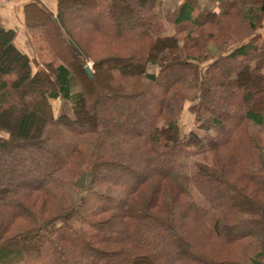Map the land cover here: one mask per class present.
I'll return each instance as SVG.
<instances>
[{
  "label": "trees",
  "instance_id": "trees-1",
  "mask_svg": "<svg viewBox=\"0 0 264 264\" xmlns=\"http://www.w3.org/2000/svg\"><path fill=\"white\" fill-rule=\"evenodd\" d=\"M133 1L135 8L123 0H56L53 12L30 0L27 15L32 12L35 27L63 61L53 69L51 62L35 69L0 16V116L21 111L25 119L18 136L0 124V151L55 148L48 150L55 165L42 180L33 175L36 160L27 165L11 155L6 169H22L15 172L22 178L0 190L6 215L0 264H80L73 259L81 258V264H115L125 253L130 258L124 264H164L166 256H154L141 239L154 232L189 253L190 264H264V0H208L202 6L184 0L164 17L157 13L162 0ZM121 12L131 16L129 37L117 23ZM225 27L248 34L209 54V35L217 39ZM136 58V70L123 72L124 61ZM105 63L113 78L99 85ZM155 92L159 100L142 138L137 126H110L97 107L89 110L98 95L125 106ZM58 99L70 104L71 114L54 116L51 100ZM238 99V118L230 126ZM185 110L195 115L189 135L179 123ZM66 141L71 148L62 155ZM197 155L203 159L194 162V173L185 172ZM163 159L167 165L160 169ZM141 161L153 164L145 174L138 171ZM215 185L229 192L227 199ZM192 186L208 207L192 199ZM35 191L48 202L61 196L62 205L52 203L60 214L38 218L26 203ZM14 218L25 225L11 234ZM183 219L197 239L182 234L176 222ZM115 225L117 237L108 232Z\"/></svg>",
  "mask_w": 264,
  "mask_h": 264
},
{
  "label": "rangeland",
  "instance_id": "rangeland-1",
  "mask_svg": "<svg viewBox=\"0 0 264 264\" xmlns=\"http://www.w3.org/2000/svg\"><path fill=\"white\" fill-rule=\"evenodd\" d=\"M30 0H0V5H7L10 4L9 6L13 7V10L17 13L18 17L20 19H22V21L25 23V26L29 29V32H27L28 34V41L30 43V46L28 45V52L27 55L32 58L35 62V69H42L43 67L46 66V64H53L54 66L52 67V69L54 67H56V65L62 63L63 61L61 59H59L55 53L54 50L51 49V47L48 44V41L44 38L43 33H41V30L38 27H35L37 24V22L35 21V19H33V15L32 12L30 13V15H27V8L25 7L26 4L29 2ZM42 5H44L46 8H48L49 10L55 12L57 9V6H54L52 3L56 4V0H40ZM163 2L160 4V6L158 7V11L157 13L159 15H161L162 17H164V13L167 12H172L174 9H176V7L181 4L184 0H162ZM207 0H200L201 6L204 5L206 3ZM124 3H129L131 4L134 8L136 7V3L133 0H123ZM29 13V12H28ZM130 15H125V13L121 12L120 15V19L118 23V26L121 25V28H123L122 31H124L123 33L126 34V37H129L131 35L134 34L133 28L130 27ZM166 20V19H165ZM235 20V18H234ZM237 20V19H236ZM116 23V25H117ZM227 29V30H226ZM229 30L228 27H225V29L223 30L222 36L221 37H217V39L215 37H212L209 35L208 39H207V47L206 49H210V52L208 50V53L210 54H216L217 49H219L220 47H222L223 49H226L228 47L231 46V44L233 43H237L238 40H241L242 38H244L247 34H248V30L247 29H237L234 32L227 33ZM230 31V30H229ZM72 32L75 33V36L78 35L79 32H75V30H73ZM263 32H264V28H263ZM228 34V37L225 38L224 36ZM180 38V37H178ZM181 43V42H180ZM100 50V48H98ZM116 55V54H114ZM118 55H120V53H118ZM122 57H129V56H125L122 55ZM61 57V56H60ZM202 58H204V61L206 60L205 57V53H202ZM139 58L137 59H132L131 61H124V69L123 72L125 73H132V71L136 70L135 66L137 65ZM205 63V62H204ZM93 66V61H89V69H90V75L91 74V68ZM111 67V63L108 64H103L102 67L99 69V78H98V84L102 85L104 84L105 81H103L106 78H113V74H111L109 67ZM88 71V70H87ZM122 71V69H121ZM52 74V73H51ZM136 77V76H134ZM117 78V77H116ZM119 78V77H118ZM117 78V80H118ZM108 79V80H109ZM136 81V80H135ZM134 81V82H135ZM93 85V86H92ZM91 87L94 88L95 85L91 83ZM103 87V86H102ZM90 94V93H89ZM224 93H221L219 95V97L221 95H223ZM195 95V93H194ZM159 100V92L158 93H154L152 94V96L148 97L147 100H139L136 101V104H126L125 106L123 104L119 105H114V102H109L106 97H102V95H98L96 98V102L91 103L89 106V110H92L94 107H97V110L99 111V117H101V119L103 121L106 120V123L110 126H116L119 127L120 125H125L128 127H134L137 126L138 127V131L140 132V137H144L146 136L145 134L148 132V128L151 122V113H153V109H155L157 103ZM240 99H238L236 101L235 105V117L233 122L230 124V126L234 123V121H236V119L238 118V106H239V101ZM51 104L53 105V114L55 117L59 116L60 114H62L63 112L66 113H72V108L70 106V104H67L65 102L62 101V99H58V100H51ZM233 106V105H231ZM46 110L44 112V114H46ZM47 115V114H46ZM93 119V118H92ZM24 119V116L22 114L21 111H4L3 114H1L0 116V124L2 127H6L8 129H10L12 132H14L16 134V136H18V131L20 128V125L22 124ZM38 123V120L36 118L33 119V122L31 123V128H33V126ZM180 126H181V131L182 134H186L189 135L191 133V131L194 130V125H195V115L188 110H185L183 112V117L180 120ZM28 125H30V123H27ZM6 132V131H5ZM3 133V132H2ZM8 133V132H6ZM9 134V133H8ZM35 137V136H34ZM33 137V138H34ZM71 141H66L65 143L60 144V147H64L63 148V153L62 155H64V153H66L67 151H69V149L71 148ZM46 148V150H45ZM44 149H34V150H30L28 148H23L18 150L17 152L12 150V153L14 152V159H16L17 161L21 160H27V162L25 164L28 165L29 161L32 162V160H36V162H38V166L34 168V173L33 175H38L40 176V179L42 180L43 176H41L43 173L47 172V170L51 167H53L55 165L54 160L52 159V156H50V151L48 153V150L50 148H54V145L50 144L47 147L45 146ZM125 154H129L128 153V149H125V151H123ZM12 153H5L0 151V190L1 188H3L4 186L7 185V183H13V182H18L21 180L22 177L20 176H15V174H19L22 172V169L18 170V171H7V166L10 164L9 162L13 161V158L11 157ZM203 159L202 156H192L191 159H189V161L187 162V166L184 169L185 172L192 174L195 171V167H194V162L197 161H201ZM140 162V160H139ZM164 163V164H163ZM167 162H165V160L163 159L162 161H159L158 164H160L162 167L160 169H165V166ZM150 165L153 164H149V166H146L145 164L139 163L138 166V171L142 174H145L149 171ZM25 168V167H24ZM5 170V171H4ZM5 173H4V172ZM16 172V173H15ZM14 173V174H13ZM25 178V177H24ZM28 178V177H27ZM215 191L218 190V195L220 196V198L222 199H227V196L229 194V192L226 191H222L219 189L218 185H215ZM191 192H192V199L195 200L196 202H198L200 205L208 207L209 205V201L205 200L203 198V196L198 192L197 188L195 186L191 187ZM1 193V192H0ZM33 194H31L30 197L26 198V203L28 205H30L32 207V209L34 210L33 213H37L38 214V218L40 219H48L50 217H55L58 216L60 214L57 213L55 214L53 212V210L56 207H53V205L55 206L56 204L62 205L61 204V196H57L56 199H51L50 198V202L47 201V199L44 197V194L39 192V191H35L32 192ZM217 195V196H218ZM218 196V197H219ZM21 202V201H20ZM53 203V205H52ZM58 207V206H57ZM180 211V208L178 209V212ZM3 211L0 210V221L5 220L6 219V215H4ZM99 218H108L106 217V215L99 217ZM14 222L16 223L15 226L12 227V230L10 231L11 234H15V232H17L19 229V226L25 225V222H23V220L18 219V218H14L13 219ZM6 221V220H5ZM178 225L181 224L182 227V234L185 232L188 235H191V239H197L198 236L197 235H193L192 234V228H191V223H189L188 220H177L176 222ZM5 224V223H4ZM259 226H264V221H260V225ZM114 228L112 230H108V232H110V235L112 236H119L121 233L118 232L117 230L120 229L119 225H115L113 226ZM123 228V227H122ZM108 232H106L108 234ZM238 230L236 231L237 234ZM191 233V234H190ZM159 237L162 239L160 240ZM136 239L140 240V237H137ZM135 239V240H136ZM141 239L144 241V246L147 247L148 250L151 251V253H153L154 256H166L165 258H161L162 260H160V262L164 263V264H182L183 262H186V264H190L191 261H189V253L187 254V252L179 247V246H175L172 245V243L169 241V236L166 234H161V232L151 234L148 235L146 233H144L141 236ZM162 241L158 242L157 247H153L154 245V241ZM147 245H150V247H148ZM179 245V244H178ZM130 255H128V253L123 254V256L116 258L115 259V264H124L127 261H129ZM83 259H79V260H74V262H79L80 264L84 261H82Z\"/></svg>",
  "mask_w": 264,
  "mask_h": 264
},
{
  "label": "crops",
  "instance_id": "crops-1",
  "mask_svg": "<svg viewBox=\"0 0 264 264\" xmlns=\"http://www.w3.org/2000/svg\"><path fill=\"white\" fill-rule=\"evenodd\" d=\"M207 2L208 0L206 1V3ZM52 4L54 6H57V4L55 3ZM9 5L10 4L0 5L1 19L3 20L7 28L15 30L17 35L14 43L17 48L27 54L29 50L28 45L30 46L27 34V32H29V29L25 26V23L22 21V19L18 17L17 13L13 10V7Z\"/></svg>",
  "mask_w": 264,
  "mask_h": 264
},
{
  "label": "water",
  "instance_id": "water-1",
  "mask_svg": "<svg viewBox=\"0 0 264 264\" xmlns=\"http://www.w3.org/2000/svg\"><path fill=\"white\" fill-rule=\"evenodd\" d=\"M87 70H88V73H90V69L88 68Z\"/></svg>",
  "mask_w": 264,
  "mask_h": 264
}]
</instances>
